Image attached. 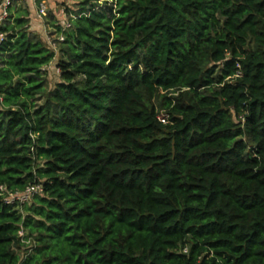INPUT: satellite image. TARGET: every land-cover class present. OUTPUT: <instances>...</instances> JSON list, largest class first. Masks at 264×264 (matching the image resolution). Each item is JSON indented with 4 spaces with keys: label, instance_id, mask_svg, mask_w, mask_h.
Here are the masks:
<instances>
[{
    "label": "trees",
    "instance_id": "trees-1",
    "mask_svg": "<svg viewBox=\"0 0 264 264\" xmlns=\"http://www.w3.org/2000/svg\"><path fill=\"white\" fill-rule=\"evenodd\" d=\"M70 1L0 28V264H264V0Z\"/></svg>",
    "mask_w": 264,
    "mask_h": 264
},
{
    "label": "built area",
    "instance_id": "built-area-1",
    "mask_svg": "<svg viewBox=\"0 0 264 264\" xmlns=\"http://www.w3.org/2000/svg\"><path fill=\"white\" fill-rule=\"evenodd\" d=\"M19 5H30L33 9V15L37 21L42 22L47 14V2L46 0H0V28L4 25L10 16V9L13 6ZM59 16L64 18L63 30L70 27V23L67 21L65 11L62 9L59 11ZM52 34V33H51ZM46 35V42L53 51H56L58 44L64 40L63 35L56 34ZM6 39L5 33L0 31V46ZM158 120L162 123H166V117L159 116ZM43 193V187L40 184H31L25 188L23 192L9 193L5 188H0V194H5V203L8 205L12 204H25L32 197L41 195ZM22 235V232L19 233Z\"/></svg>",
    "mask_w": 264,
    "mask_h": 264
},
{
    "label": "rangeland",
    "instance_id": "rangeland-1",
    "mask_svg": "<svg viewBox=\"0 0 264 264\" xmlns=\"http://www.w3.org/2000/svg\"><path fill=\"white\" fill-rule=\"evenodd\" d=\"M46 2H47V13L49 11H53L56 14L62 9L65 11V14H67L66 8H68V6L72 7V5L74 4V1H70V0H68L66 2H63L62 0H46ZM31 25L34 27V30L41 37H43V39H45V41H46V35H49V34L53 33V31H54V28L50 26L49 21H47L46 18H44L42 22L32 21ZM52 66H54V63L52 64ZM52 75H54V74H52ZM52 78H53V76H52Z\"/></svg>",
    "mask_w": 264,
    "mask_h": 264
}]
</instances>
